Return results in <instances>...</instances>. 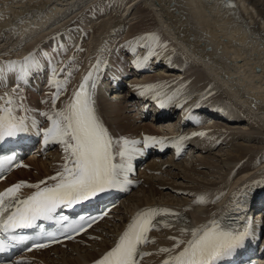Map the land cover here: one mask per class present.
<instances>
[{
  "label": "bare ground",
  "instance_id": "obj_1",
  "mask_svg": "<svg viewBox=\"0 0 264 264\" xmlns=\"http://www.w3.org/2000/svg\"><path fill=\"white\" fill-rule=\"evenodd\" d=\"M96 1L99 6L91 9L94 4L97 5ZM110 1L104 4L103 0H0V64L8 61H23L31 54H35L38 61V67L31 72L27 83H22L19 92L14 95L17 103L22 102L27 109V111L17 112V115L26 116V113L30 115L27 119L28 131L25 133L32 135L34 128L37 129L36 124L33 126L31 121L34 110L43 108L45 105L50 106L51 93L44 91L41 96L37 94L36 88L42 89L43 85L48 86L49 82L45 84V75L55 65L59 64V70L64 67L61 65L62 57L74 47V30L69 28L68 23L78 15V22L86 30L87 54H92L94 49L101 47L102 55L105 58L111 57L110 64L120 65L125 71L126 58L128 60L132 58L129 53L131 46L128 47L132 39L134 46H137V41L146 45V47H140L144 57L150 50L156 52V55L147 62L146 67L150 68L153 65L160 69L156 70V74H135L133 88L139 96L152 100L154 97L150 95L151 89L158 90L161 100L167 101L170 104L168 107H171L167 109V113H163L161 108H151L157 115H165L154 121L148 119L146 122L135 125L134 119L125 112L126 103L124 102L135 100L128 86L125 97L115 103L108 102L112 98L109 96L111 90L103 91L98 96L104 114L102 119L114 138L139 134L142 131L151 133L166 125L173 135L186 138L183 140L192 144L191 147L200 149L197 154L213 150L212 143L220 138L233 139V143L237 140L246 143L256 140L257 150L256 154L248 155L253 149L251 146L236 148L234 152L237 157L230 156L227 159L225 175L220 179L221 182L212 181L210 176L205 177L207 184L205 181L195 182L193 177L197 176L199 172L197 167H200L199 163L204 161L203 158L199 157L197 167L194 164L190 169L188 168L190 173L187 174V170L183 169V179L193 184L186 193L197 197V201L194 202H182L179 205L180 203L176 201L174 203L171 200L155 199L156 196H161L159 191L162 190L160 188L157 191V186H164L171 192L179 191V189H172L173 186L167 182L154 185L153 176L145 178L144 182L139 181L140 184L143 183L140 190L141 197L125 198L122 208L118 207L116 213L113 212L112 218L116 215L115 218L98 226L99 230L105 231L104 241L102 236L101 242L90 243V248L70 244V250L63 249L61 256L57 247L55 253L59 257L53 259L46 253L41 256L47 259L48 264H82L91 260L96 255L95 247L97 245L103 248L108 247L106 242H110L112 238L109 235L119 229L120 220H126L125 214H130L136 209L145 210L165 205L181 211V216H195L203 219L210 216L212 221L230 205L235 207L240 196L252 197L253 188L264 185L261 183L264 182V155L259 156L264 151V133L261 128L264 127V0H230L235 4L234 8L227 6V0ZM87 5H90L89 8L82 13L81 10ZM65 27L69 29L65 30ZM149 34L158 36L159 41L141 40ZM74 36L76 39L77 35ZM164 45L166 47H163ZM82 51L81 60H77L68 71L71 75L68 79L69 87L73 90L78 86L79 69L83 67L85 61H89L88 58H84V47ZM180 55L186 61L182 60ZM154 58H161L164 65ZM94 59L95 57L91 58L90 63ZM139 60L142 61V59ZM61 74H63L62 71L58 72V75ZM219 77L225 80L221 85L225 97L208 82L211 78ZM16 83L15 75L6 74L5 77H0V96H4L5 93L11 95ZM201 85L204 86L199 87ZM141 92L144 94L141 95ZM190 93L194 94L190 97L188 96ZM228 95L242 99L238 100L237 104L231 105L227 99ZM185 97L190 98L184 105H180ZM198 99L204 104H209L214 110L220 111L221 115L206 114L202 104L198 107L194 105ZM42 101H49V103L45 104ZM62 106L63 103L58 101L57 108ZM191 107L193 110L190 109ZM240 110L251 114L260 128L258 126L253 128V125L246 121L247 129L236 127L244 123L241 122L244 116ZM209 123H211L210 127H201ZM157 124H161V127L157 128ZM176 142L171 140L170 144L177 151ZM223 144L226 142L223 141ZM53 145L50 144L51 148ZM60 154L52 153L50 163L40 158L29 159L28 163L32 169H18L16 175H11L2 185L13 182L17 178H29L31 181H36L50 174L59 164ZM185 159L189 160L188 157ZM253 159L255 160L252 161ZM167 162L170 165L176 163L170 159H167ZM177 165L183 168L182 164ZM202 165L210 166L208 163H202ZM169 169L164 170L162 174L170 177ZM229 171H232L230 176L232 181L227 186ZM211 173L212 177H215L216 173ZM177 176L180 177V175ZM175 177L171 180L175 181L178 178ZM166 184L167 187H165ZM211 196L216 199L214 203L210 201ZM200 197L205 198L202 203L198 202ZM116 218H119V221L116 222ZM176 228H178L176 223L165 226L164 221V224L160 226L164 236L159 237L158 234L150 232V240L159 245L157 255L165 254L159 251L163 246L158 238L185 240L191 237V227H187L188 235H182V231L180 234L173 235ZM170 240L173 241V239ZM152 258L145 260L144 263L149 264Z\"/></svg>",
  "mask_w": 264,
  "mask_h": 264
},
{
  "label": "snow or ice",
  "instance_id": "obj_2",
  "mask_svg": "<svg viewBox=\"0 0 264 264\" xmlns=\"http://www.w3.org/2000/svg\"><path fill=\"white\" fill-rule=\"evenodd\" d=\"M227 6L234 8L235 4L229 2ZM141 40L158 42L159 37L149 34ZM137 46L146 47L139 41ZM154 55L156 52L150 50L142 61L138 59L134 61V64L137 67H143ZM37 67L38 61L35 54L25 57L23 61H8L0 64V77L12 74L17 80L11 95L5 93L4 96H0V102H2L0 113H3L0 115V142L28 131V118L17 115V112L27 111V109L22 102L17 103L14 95L19 92L22 83H27L29 75ZM98 69L99 61L60 108H57V101L61 93L67 90V81L57 79L58 72L62 70L52 69L49 87H54L55 92L51 94V111L39 113L46 118L48 126L43 129L37 127V135L42 136L45 146L60 145L64 162L59 166L60 170L56 175L46 180L37 184L16 183L0 192V253L8 251L12 243L25 239L23 236L15 235L16 230L34 228L38 221L53 220L58 209L71 208L100 193L112 189L126 190L130 183L128 174L132 171V161L135 156L142 154L143 150L149 147L159 145L163 149L165 146L163 139L152 136H145L142 142L113 138L98 117L94 106L92 90L95 88V83L90 81ZM140 94L143 95L144 92ZM20 99L22 101L23 97L21 96ZM42 103L47 104L49 101H42ZM160 106L163 107L164 103ZM35 123L32 121L33 126ZM183 139L186 138L176 142L177 153L181 150ZM141 143L143 149L137 147ZM12 159L14 157L0 159V167L11 163ZM48 181L52 183L49 184ZM24 187L33 188L35 191L28 197L21 198L20 192ZM204 199L200 197L198 202L202 203ZM158 217L169 218L165 226L181 222L185 225L190 223L185 221L180 213L166 208L145 209L137 213L115 246L97 260L96 264H139L143 256L148 255L140 251L141 246L154 242L149 241L148 233L160 222ZM67 219L66 216L60 217L61 221ZM97 219L92 217L86 220L81 217L82 223L74 226L72 230L79 234L85 229V224L90 227L91 223ZM181 231L182 235L189 234L186 226ZM251 235L250 224L240 230L228 227L220 220L214 219L209 224L191 229V239L187 242L170 238L174 240L173 248H162L159 251L176 253L165 259L163 264H221L242 248ZM181 245H184L182 250L177 252ZM46 246L38 244L37 248Z\"/></svg>",
  "mask_w": 264,
  "mask_h": 264
},
{
  "label": "rangeland",
  "instance_id": "obj_3",
  "mask_svg": "<svg viewBox=\"0 0 264 264\" xmlns=\"http://www.w3.org/2000/svg\"><path fill=\"white\" fill-rule=\"evenodd\" d=\"M105 3H107V2H111L110 0H103ZM95 3H97V5H95L94 4V6H92L91 7V9L94 7V8H97V6H99V3H98V1H96ZM107 7V6H106ZM78 16V15H77ZM76 16V18H74V20L72 21H70L69 23H68V26H69V28L70 29H72V27H74V29H75V26L77 25V24H79V22H78V20L77 19H79V17H77ZM69 28H67V27H65V30L66 29H69ZM74 29H72V30H74ZM70 32V31H69ZM174 58V57H173ZM180 58H182V60H184V61H186L185 60V58L182 56V55H180ZM155 59V58H154ZM158 63H160V64H162V65H164V63H163V61H161V58H158V59H155ZM160 60V61H159ZM79 61V60H78ZM157 73V72H156ZM155 72H153L152 74H156ZM45 87H47V85H43V88H45ZM51 90V88L48 90V92ZM241 111V113H243V116H244V118H242L241 119V122H244V123H242V124H239V126L238 125H236V127H240V129H247V123L246 122H248L249 124H251V125H253L252 127L253 128H255V127H259L260 128V126H259V124H258V122L254 119V117L253 116H251V114H248L247 112H244V111H242V110H240ZM248 118H249V120H248ZM246 121V122H245ZM210 124V125H209ZM209 124H204L203 126H201L202 128H208V127H210L211 126V123H209ZM246 124V125H245ZM248 128H250V126L248 127ZM262 128V131H263V133H264V127H261ZM263 136H264V134H263ZM221 139V138H220ZM222 141H224V142H226V144H223L222 143ZM222 141H218V143H217V145L219 146V145H221L220 147H216V146H212V148L213 147H216L215 149H213V150H210L209 152H206V153H202V154H196V155H193L191 158L189 157V156H187L188 158H189V160L188 159H185L184 161H179V162H176L175 164H172V165H174V166H172V165H170L168 162H167V164H169L168 166H167V168L165 169V171H167L169 168V171H171V174H170V177H162V178H157V177H155V176H153V175H148V176H146L145 178H151L152 176V178H153V180H152V183L154 184V185H158V184H162V183H165V182H167L168 184H170V185H172L173 187H171L172 189H176V188H178L179 190L181 189V190H186V191H188V189H190L191 187H193V184H189V183H187L184 179H183V169H185V170H187V174L188 173H190L189 172V169H190V167H192V166H194V164H195V166L197 167V160H199V157L200 158H203L202 160H204L203 162H200L199 164H200V167H202L201 169H200V167H197V170L200 172H197V176H192V175H190V176H192L193 178H194V180H195V182H203V181H205V184H207V182L208 181H206V179H205V177H211L210 179L212 180V181H215V182H221L220 181V179L225 175V163H226V161H227V159L231 156V157H237V155H236V153L234 152V150L236 149V148H238V147H240V146H244V147H246V146H248V147H252L253 149H252V151H249V153H248V155H252V154H256V146H257V144H255L256 143V140H253L252 142H248V143H246L245 141H240V140H237V141H235V143H233L234 142V140L233 139H229V140H225V139H223ZM240 143H242V144H240ZM254 146V147H253ZM248 152V151H247ZM246 152V153H247ZM253 152V153H252ZM54 153V152H53ZM261 155H264V152H261ZM186 157V158H187ZM234 159H236V158H234ZM191 161V162H190ZM51 161H49V163H50ZM179 163V165H183V168H179L178 167V164ZM202 163H208V164H210V166L209 167H207V166H204V165H202ZM214 163V164H213ZM187 164H191V165H187ZM215 166H216V168H215ZM176 167V168H175ZM189 168V169H188ZM215 168V169H214ZM219 168V169H218ZM225 168V169H224ZM214 169V170H213ZM224 169V170H223ZM179 170V171H178ZM220 170H223V171H220ZM205 171V172H204ZM211 172H213V173H216V175H215V177H212V173L210 174ZM163 176H164V174H162ZM177 175H180V177H178ZM202 175V176H201ZM176 176V177H175ZM173 177H175V178H177L175 181H172L171 179L173 178ZM144 178V180L143 179H139V181H142V182H144L146 179ZM164 178V179H163ZM213 178V179H212ZM141 182V183H142ZM161 182V183H160ZM140 184V183H139ZM143 187V185L141 184L140 186H139V188L137 189V190H135V191H132L127 197L129 198V199H134V198H136V197H141V193H140V190H141V188ZM164 186H157L156 188H157V191H159V189L160 188H162V190L161 191H159V194L161 193V196H156L155 197V199H160V200H165V201H172V202H174V201H176V202H178V203H180L179 205H181L182 204V202H191L192 200H188V201H183V200H181L179 197H185L183 194H181L179 197H177L174 193V191L173 192H171L170 190H168V189H166V188H163ZM165 187H167V184L165 185ZM162 191H163V193H162ZM191 197L192 199H194L195 197H192V195L189 193V195H188V197ZM126 197V198H127ZM181 200V201H180ZM175 203V202H174ZM122 211V210H121ZM115 216L116 215H114L113 216V218H115Z\"/></svg>",
  "mask_w": 264,
  "mask_h": 264
}]
</instances>
